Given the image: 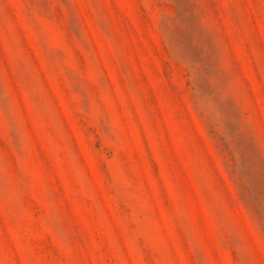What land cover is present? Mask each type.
<instances>
[{"label": "rangeland", "instance_id": "obj_1", "mask_svg": "<svg viewBox=\"0 0 264 264\" xmlns=\"http://www.w3.org/2000/svg\"><path fill=\"white\" fill-rule=\"evenodd\" d=\"M0 264H264V0H0Z\"/></svg>", "mask_w": 264, "mask_h": 264}]
</instances>
